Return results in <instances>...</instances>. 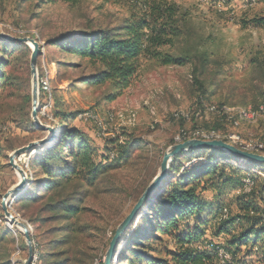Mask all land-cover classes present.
Masks as SVG:
<instances>
[{
    "label": "rangeland",
    "instance_id": "obj_1",
    "mask_svg": "<svg viewBox=\"0 0 264 264\" xmlns=\"http://www.w3.org/2000/svg\"><path fill=\"white\" fill-rule=\"evenodd\" d=\"M154 2L164 3V6L176 4L180 13L184 14L186 22H184L185 35L175 37L174 44L173 34L171 35L173 43L163 44L157 49L177 55L181 54L184 48L192 47L194 54L199 58L186 65H160L151 58L142 57L138 74L113 100L109 101L105 98L112 91L109 84L92 86L80 82L81 77L95 71L85 60L58 52L54 47L51 49L44 47L47 37L73 28L84 29L88 21H92L94 26L119 25L134 13L143 14L147 6ZM144 4H147L146 8ZM263 15L264 0H82L75 6L64 2L39 3L38 0H33L20 4L19 0H8L3 6L0 4V32L16 37L30 36L39 41L41 48L38 70L40 73L49 71L52 78V96L54 99L55 95L59 108L73 113L85 109L96 110L102 115L108 110H114L113 124H110L109 131L104 136L92 123H72L93 138L98 152H104L106 139L114 136H120L122 139L123 134L132 135L145 142L134 150L130 162L111 171L104 179L86 189L84 196L86 199L83 204L87 207V211L80 216L79 222L89 225V230L85 233V239L75 246V250L88 254L90 257L88 264H104L113 231L130 213L142 195L137 197L140 192L139 186L159 171L165 151L179 141L182 129L191 131L205 128L193 129L192 125L211 126L216 117L218 120L221 119L226 132L240 133L239 135L246 140L252 137L264 144V123L240 121L239 123H242L235 126L229 120H222L219 115L207 109L211 105L258 107L262 103L253 105L263 97L264 77L251 66L250 62L252 58L264 52V27L253 24L245 27L243 21H250L255 16ZM28 47L30 51L22 55L20 67L22 66L21 73L28 75L31 82V47L29 45ZM50 56L53 59L78 64L65 70L67 81L58 84L56 79L59 66L58 63L50 61ZM20 92L11 94V90L7 89L0 95V232L9 230L7 239L0 241V263L9 261V264H24L29 256L24 233L5 216L2 208L4 194L20 179L19 172L9 164V156L15 149L50 135L49 131L44 130V132L25 131L13 123L14 107L23 101L21 97L23 93ZM39 99V108L42 110L44 107L42 96ZM198 100H202L206 111L205 109L201 111L197 121L190 120ZM119 112L123 117L118 115ZM38 114L44 124L56 131L57 124L53 122V116L51 119H46L39 112ZM129 115L132 116L131 121ZM181 118L187 121L184 122ZM14 145L20 146L11 150ZM260 153L264 154V150ZM25 156L26 154L17 158V163L25 169L28 176H31L29 164H26L29 157ZM226 161L234 168H241L246 172L243 186L245 179L252 178L251 169L256 166L244 165L235 158ZM182 162L188 164L183 158ZM260 168L264 169V166ZM263 172L257 173L262 177ZM261 186L262 181L257 182L255 188L257 194L247 198L236 196L243 192L249 193L253 189L247 191L244 186L242 192V185L235 191L226 190L222 194L212 188L203 190L204 200L213 204V207L204 212L207 222L202 227L204 231L202 242L198 243L203 244L200 246L202 250H205V242L208 248L213 247L211 244H217L223 247L225 252L230 253L226 255L232 256L223 245L230 246L233 236L241 232L244 225L241 222L237 223L233 225L231 231H228L227 228L230 226L221 223L217 214L223 206L229 209L226 207L222 210L221 219L223 215L229 214L228 210L232 216L243 213L242 208L245 209L249 201L262 204ZM15 197H12L8 203L9 211L28 223L35 241L43 239V246L50 249L52 245L48 242L54 238V235L48 234L43 237L42 229L35 228L23 218L13 205ZM53 226L54 223H50L45 229ZM11 238L15 240L11 241ZM154 245L162 251L174 249V244L167 235L164 236V241H157ZM35 251L34 248V253ZM36 253L38 255V252ZM216 253H218L217 249ZM235 253V264H264L261 255H257V251L254 253L249 246L243 245ZM153 254L158 253L153 251ZM162 254L165 255L164 252ZM220 255L218 254L219 261H225L224 252L221 255L223 258ZM232 261L233 258H230L221 263ZM35 264H38V258ZM114 264H121L119 257H116ZM216 264L220 263L217 261Z\"/></svg>",
    "mask_w": 264,
    "mask_h": 264
},
{
    "label": "trees",
    "instance_id": "obj_2",
    "mask_svg": "<svg viewBox=\"0 0 264 264\" xmlns=\"http://www.w3.org/2000/svg\"><path fill=\"white\" fill-rule=\"evenodd\" d=\"M7 1L0 0L1 6ZM31 1L33 0H19V3ZM81 1L38 0L39 3L64 2L71 6ZM146 5H143L144 8ZM147 7L143 14L134 13L115 26H94L92 21H88L84 29L73 28L47 37L44 47L46 49L54 47L58 52L85 60L95 71L81 77L80 82L92 86L109 84L112 91L105 98L109 101L113 100L138 74L142 57L151 58L160 65H186L199 58L194 54L192 47L184 48L182 53L177 55L159 51L157 48L161 45L173 43L171 35L174 34L175 44V37L186 34L184 14L180 13L176 4L164 6V3L154 2ZM249 24L264 27V15L243 21V26ZM29 51L30 48L25 43L0 38V95L7 89L11 90V94L21 91L23 101L14 107L13 123L25 131L47 132L36 126L31 118L32 86L30 78L28 75L25 76L24 72L21 73L22 66L20 67L22 55ZM50 59L59 66L56 79L58 84L68 80L66 69L78 65L74 62L53 59L52 56ZM250 63L264 77V52L252 58ZM50 84V93L54 102L51 116L44 117L51 119L53 116V122L57 124L55 137L44 147L33 150L36 151L35 153L31 154V151L26 154L29 156L31 176H28L27 186L16 197L14 196L13 205L35 228L42 229L43 237L48 234L54 235V238L48 242L52 245L50 249L43 246V239L35 241V236H32L33 247L36 249L34 257L36 260L38 258V264H88L90 261L88 254L75 250V246L85 239V233L89 230V225L79 222L80 216L87 211V207L83 204L86 199L84 198L86 189L104 179L111 171L130 162L134 150L145 142L132 135L123 134L122 139L120 136L106 139L104 152H98L93 138L72 124L79 122L76 120L78 115L89 109L73 113L59 108L55 95L54 99L52 96L51 80ZM263 98L264 92L263 97L253 105L257 106L263 102ZM197 102L190 120L197 121L201 111L204 109L206 111L202 100ZM94 111L92 112L102 118L105 117L111 124L110 112H114L112 109L105 115ZM211 113L219 115L222 120H229L235 126L238 122L237 117H231L227 113ZM181 120L187 121L184 118ZM198 127L205 128L191 131L182 129L179 136L187 140L194 132L202 129L227 133L221 119L218 120L216 117L211 126H191L193 129ZM19 146L14 145L11 150ZM182 158L188 163L187 165L182 162ZM231 158L240 160L244 165L256 166L251 169L253 172L250 177L253 179L247 178L253 182L251 192H243L246 172L241 168H234L226 161ZM260 166L264 165L231 156L218 148H198L175 156L168 176L154 192L135 225H132L123 236L120 251L116 256L119 257V262L121 264H216L218 261L220 264H235V252H238L243 245L249 246L254 253L257 251V255H261L260 257L264 259V172L261 173L262 177L257 173L264 169ZM156 173L139 186L140 192L137 197L144 192ZM259 181H262L260 190L262 204L249 201L245 205L246 208H242L243 213L232 216L228 210L229 214L223 215V219L221 212L227 206L220 207L217 215L221 223L230 226L227 228L228 231H231L233 225L237 223L241 222L244 225L241 232L233 236L230 246L223 245L232 253L233 261L221 263L216 253V249L221 246L211 244L213 247L208 248L205 242V250H202L200 246L203 244H198L202 242L201 238L204 236L202 227L207 222L204 212L213 207V204L204 200L202 192L204 189L212 188L222 194L226 190L235 191L242 185L243 194L236 196L247 198L257 194L255 188ZM50 223H54V226L45 229ZM8 233L9 230L0 232V241L7 239ZM165 235L173 242V250L162 251L154 245L157 241H164ZM153 251L158 254H153ZM163 252L165 255L162 254ZM9 263L6 261L0 264Z\"/></svg>",
    "mask_w": 264,
    "mask_h": 264
},
{
    "label": "water",
    "instance_id": "obj_3",
    "mask_svg": "<svg viewBox=\"0 0 264 264\" xmlns=\"http://www.w3.org/2000/svg\"><path fill=\"white\" fill-rule=\"evenodd\" d=\"M0 38L3 40L11 41V42H21L29 45L31 47V56H30V71H31V94H32V112L31 118L36 126L43 130L49 131L50 135L32 141L29 144L19 147L15 149L9 156V164L20 173V179L16 185H14L11 189H9L2 198V208L5 212V216L9 218L14 225L22 227V232L25 235L26 243L29 249V256L24 264H32L33 256H34V247L33 240L30 233V227L28 223L19 219L18 216L14 215L11 211H9L8 201L11 197L16 196L20 191H22L27 185V175L23 168L16 162V159L21 155L28 153L36 148L44 147L46 144L51 141L53 137H55L54 128L47 126L44 124L38 114L39 110V89H38V62L40 55V44L39 41L30 36H22L16 37L12 36L9 33L0 32ZM52 137V138H51ZM198 148H218L221 149L228 154L241 158L243 160L255 162L257 164L264 165V154L252 153L245 150H242L236 147L233 144H230L221 139H213V140H202L198 138L187 139L183 142L175 143L167 148L165 151L159 171L150 181L142 195L139 197L138 201L130 211V213L125 217V219L120 223L117 227L115 234L111 238L109 247L107 249L104 264H114L116 256L120 251L122 245V239L127 230L137 222L139 217L142 215L144 208H146L148 202L151 200L154 192L160 186L162 181L168 176L170 172V167L172 160L178 154L198 149Z\"/></svg>",
    "mask_w": 264,
    "mask_h": 264
},
{
    "label": "bare ground",
    "instance_id": "obj_4",
    "mask_svg": "<svg viewBox=\"0 0 264 264\" xmlns=\"http://www.w3.org/2000/svg\"><path fill=\"white\" fill-rule=\"evenodd\" d=\"M40 48H41V46H40ZM50 80H51V75H50L49 71L46 70L44 73H40L39 70H38L39 95L42 96L43 103H44L43 109L41 110V108H39L38 112L42 116H46V117H50L51 116V110H52V107H53V100H52L51 93H50L51 92ZM41 104H42V102H41ZM207 109L210 112H215V113L224 112V113H227L231 117H237L238 118V122L236 123V125H238V123L240 121H245V122H249V123H256V122L258 123L260 121L264 122V100L257 108H253V107H247V108L242 107L241 108V107H228V106H223L221 108H217L216 106L212 105V106H208ZM88 114H89L91 120L96 123V125L98 127V130L101 132V135L104 136L107 133V131L109 130L110 121H108L105 117H103V118L100 117L99 115L95 114L92 111H88ZM84 115H85V112L80 113L78 115V119L83 118ZM118 115L120 117L121 116L123 117V114H121V112H119ZM132 115H133V117H135L134 114H132ZM113 117H114V112H110V119L112 120ZM131 117L132 116L129 115V120L130 121L132 120ZM239 134H234L233 132L232 133H230V132L229 133L228 132L227 133H222V132H219V131L202 129V130L194 132L193 136H191L190 139L191 138H198V139H205V140L221 139V140H224V141H226V142H228L230 144L235 145L236 147H238V148H240L242 150H245V151H248V152H252V153L263 154V153H260L261 152L260 149H255V142L262 144L263 145V149H264L263 142L257 141L255 139H253L252 137H250L249 140H246V138L244 139ZM179 137H181V136H179ZM187 139H189V138H187ZM185 140H184V138L181 137V138H179V141H177V143L183 142ZM25 154H27V153H25ZM25 157H29V156H25ZM16 162H17V159H16ZM28 163H29V158L26 161L27 165H28ZM24 171H25V169H24ZM26 175H27V181H28L27 172H26ZM19 176H20V173H19ZM252 185H253L252 180H250V179H245L244 180V186L246 187L247 191L251 190ZM9 201H8V203H9ZM17 227H19L21 229V231H22V227H20V226H17ZM217 251H218L219 255L220 254L222 255L223 252H224L225 255L226 254H230V253L225 252V249H223V247H219L217 249ZM225 255H224V257H225ZM227 259H230V258H227ZM35 261H36V257H33V263L32 264H35Z\"/></svg>",
    "mask_w": 264,
    "mask_h": 264
},
{
    "label": "built area",
    "instance_id": "obj_5",
    "mask_svg": "<svg viewBox=\"0 0 264 264\" xmlns=\"http://www.w3.org/2000/svg\"><path fill=\"white\" fill-rule=\"evenodd\" d=\"M78 121H79V122H82V123H92V124L95 125V122L91 120V118H90V116H89V114H88V111H86L84 117L81 118V119H79ZM111 124H113V120H112V123H111ZM202 140H205V139H202ZM255 149H260V151H262V149H263V145L260 144V143H256V142H255ZM23 155H25V154H23ZM113 155H114V154L112 153V156H113ZM18 158H19V157H18ZM227 258H233V257H232L231 255H225V261H220V262H226V259H227Z\"/></svg>",
    "mask_w": 264,
    "mask_h": 264
}]
</instances>
